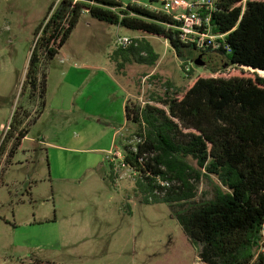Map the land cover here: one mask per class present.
Segmentation results:
<instances>
[{"label":"rangeland","instance_id":"rangeland-1","mask_svg":"<svg viewBox=\"0 0 264 264\" xmlns=\"http://www.w3.org/2000/svg\"><path fill=\"white\" fill-rule=\"evenodd\" d=\"M55 2L0 0V149L17 110L38 118L13 157L12 143L0 152V264H205L169 205L142 201L137 173L114 168L117 178H110L109 153L138 142L127 102L144 106L164 95L168 82L184 91L198 76L249 69L224 68V55L192 48L186 61L164 38L83 13L48 61L42 104L32 102L23 82L36 32ZM120 36L146 38L160 56L157 63L118 68L111 54ZM189 60L191 79L184 66ZM209 188L201 183L199 195Z\"/></svg>","mask_w":264,"mask_h":264},{"label":"trees","instance_id":"trees-1","mask_svg":"<svg viewBox=\"0 0 264 264\" xmlns=\"http://www.w3.org/2000/svg\"><path fill=\"white\" fill-rule=\"evenodd\" d=\"M83 13L164 38L186 61L187 49L212 52L184 44L179 22L163 11L116 0H60L36 32L23 82L32 102L39 98L42 104L48 61L64 47ZM201 13L206 17L208 12ZM211 25L212 33L221 36L216 52L227 60L222 67L249 70L230 77L198 76L184 91L168 82L166 93L144 106L127 103L138 142L122 146L124 161L139 175L142 201L168 204L200 247L205 264H264V0H214ZM159 58L146 38L111 54L118 68L127 62L155 65ZM193 74L191 69L190 79ZM37 120L17 110L0 152L12 143L13 157L29 134L27 126ZM204 181L210 188L199 195Z\"/></svg>","mask_w":264,"mask_h":264},{"label":"built area","instance_id":"built-area-1","mask_svg":"<svg viewBox=\"0 0 264 264\" xmlns=\"http://www.w3.org/2000/svg\"><path fill=\"white\" fill-rule=\"evenodd\" d=\"M153 2L151 1L145 6L156 11H163L179 22L177 26L179 37L184 44L196 46L198 49L209 50H218L221 47V43L218 41L221 36L212 33L211 12L214 9V0H197L194 2L159 0L161 6H156ZM202 10L208 12L206 17H203ZM133 42L134 38L132 37L120 36L116 41V48H128ZM184 66L186 73L189 74L192 69L191 61L184 62ZM109 155V161L117 171L119 168L129 169L124 161L122 148H116Z\"/></svg>","mask_w":264,"mask_h":264},{"label":"crops","instance_id":"crops-1","mask_svg":"<svg viewBox=\"0 0 264 264\" xmlns=\"http://www.w3.org/2000/svg\"><path fill=\"white\" fill-rule=\"evenodd\" d=\"M131 3H139L141 5H147L149 4L148 2H141V1H135L133 0ZM209 50V49H208ZM212 52H216V50H211ZM217 53V52H216ZM112 60V59H111ZM113 61V60H112ZM128 103V102H127ZM28 136V135H27ZM27 138V137H26Z\"/></svg>","mask_w":264,"mask_h":264},{"label":"water","instance_id":"water-1","mask_svg":"<svg viewBox=\"0 0 264 264\" xmlns=\"http://www.w3.org/2000/svg\"><path fill=\"white\" fill-rule=\"evenodd\" d=\"M196 63L199 65V64H202V62L201 61H199V60H197L196 61Z\"/></svg>","mask_w":264,"mask_h":264}]
</instances>
